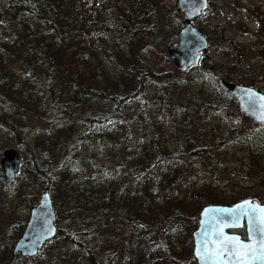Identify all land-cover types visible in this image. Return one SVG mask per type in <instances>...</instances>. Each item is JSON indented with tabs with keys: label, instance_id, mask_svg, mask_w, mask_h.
<instances>
[{
	"label": "trees",
	"instance_id": "trees-1",
	"mask_svg": "<svg viewBox=\"0 0 264 264\" xmlns=\"http://www.w3.org/2000/svg\"><path fill=\"white\" fill-rule=\"evenodd\" d=\"M93 4L98 7L101 2L93 0ZM128 5L129 10L116 7L118 13L95 16L92 22L117 39L104 45V36L98 32L96 38L92 36L93 27L86 26L76 0H8L0 6V121L12 126L31 117L52 116L48 125L33 130L27 147L29 174L34 181H46L44 188L51 193L53 205L58 204L56 221L65 215L74 224V233L63 236L57 227L47 242L60 236L82 249L85 257L94 250V264H183L181 250L189 254L188 264H197L191 255V231L199 210L205 204L240 199H228L207 181L200 159L238 135L251 151L252 162L264 161V134L249 135L241 124L219 141L220 133L204 138L205 122L195 117V107L200 113L220 108L214 85L227 91L222 80L229 78L233 66L218 71L214 62L201 57L185 71L173 65L151 69L134 31L149 33L154 3L130 0ZM182 80L198 82L201 95L192 93L179 100L176 93ZM85 98L108 103L102 104L103 114L95 116L83 108ZM229 99L234 103L233 96ZM78 107H82L81 127L70 121L78 116ZM165 115L175 132L176 150L164 147ZM57 120L61 125L54 123ZM65 137L75 142L73 149H63ZM86 140L92 142L91 148ZM185 185H190L189 192ZM78 220L82 221L79 227ZM90 220L95 221L92 228L101 229L96 231L114 235L104 238V248L91 250L74 235L85 233L79 228L91 227ZM23 226L24 222L19 224L18 234ZM118 231L124 233L119 239ZM237 232L244 235L243 228ZM12 244L0 250V264L47 260L38 258L40 251L12 257ZM49 264L73 261L60 254L53 255Z\"/></svg>",
	"mask_w": 264,
	"mask_h": 264
},
{
	"label": "rangeland",
	"instance_id": "rangeland-1",
	"mask_svg": "<svg viewBox=\"0 0 264 264\" xmlns=\"http://www.w3.org/2000/svg\"><path fill=\"white\" fill-rule=\"evenodd\" d=\"M98 1L101 2V5L96 7L95 4L92 5L93 0L92 2L91 0H76L77 4H80L81 7L79 13L85 16L86 26L89 28L93 27L94 34L92 36L96 38V32H98L100 37L104 36L101 40L104 45L114 41L116 38L110 37L109 34L102 32L98 25H95L92 21L97 15L103 16L108 12L118 13L116 7L129 10L128 3L130 0ZM149 1L154 3V12L152 13L153 21L149 25L151 29L149 33L147 30L145 32L141 29L134 31V33L138 44H140L139 49L141 55L148 66L156 70L169 65L172 66V63L167 58L165 46L167 43L178 39V31L182 26L184 17L178 9L177 0ZM7 3L8 0H0V6H4ZM193 24L208 39V47L203 52L202 58L205 57L206 60L214 62L218 71L222 67L233 66L230 69L229 78L224 77L223 80L251 86L264 93V0H208V7L202 14L193 19ZM145 26H148V23ZM11 63L14 67L18 66L15 62ZM104 67L112 74L108 62L104 61ZM187 76L191 75L187 74ZM177 90L176 96L179 100L190 98L192 93L201 95V90L196 81H191L186 84L182 80L179 82V88ZM214 92L218 96L217 98L220 104L218 110L209 113L207 111L200 113L195 107L196 110L194 111L195 117L199 116L205 122L203 123L204 138L209 140L213 133H220L222 137L220 138L218 136L216 140L219 141L228 134L231 127H238L241 124L245 132L249 135L254 132L264 134V125L255 122L248 116L246 120L240 117L243 115L238 111L236 100L234 104L229 99L232 95L228 90L223 91L219 86L214 85ZM102 104L104 106L108 105V103L99 100L94 101L93 99L85 98L81 105L86 110H90L93 115L101 116L104 111ZM234 105L237 107L235 108ZM81 108H76L78 116L71 117L70 119L72 123H78L79 127L83 124V120L79 117V114L82 113L80 111ZM50 118L52 116L47 117V119L45 117H31L27 120L24 119V122L20 125L12 126H5L0 121V157L2 151L8 147L17 149L21 157L19 168L12 182H6L4 180L0 167L1 251H6L9 244L12 241L14 242L15 238L20 235L18 234L20 231L19 224L21 225L23 222L25 224L29 210L38 201L40 192L47 189L44 188L46 181H34L29 174L31 162L27 147H29L31 139L33 138V130L38 126L48 125L49 122L47 120ZM54 123L61 125L62 121L57 120ZM162 124L166 134L164 147L169 151L176 150L178 144L173 137L175 132L172 130V125L166 115L162 119ZM63 142H65L63 149L71 150L75 146V142L71 141L70 137H65ZM85 144L91 148L92 142L89 143L86 140ZM182 144L183 142H181ZM93 148L97 149V146L94 144ZM200 161L205 166L204 173L206 180L216 184L221 191L220 193L228 197V199L231 197L240 199L249 197L256 200L257 198H254V195H256L259 196L257 201L264 203V161L257 158L256 160L254 159L256 168L253 169L252 167L255 164L252 162L251 151L247 146L240 143L238 135L227 138L225 143L221 144L214 153L208 154L207 157L200 159ZM251 165L252 167L250 168ZM189 188L190 185L184 186L186 192H189ZM57 205V203L54 204L55 209L58 207ZM94 222L93 220L89 221L91 227L79 228V230L85 231V233L77 234L76 232L74 234L75 236H79L80 241L91 248V250L96 246L98 248L100 246L104 248L106 246L104 245V238L111 237V235L114 236L105 230L102 232L96 231L94 228L100 231L101 229L99 227L92 228ZM81 223L82 221L78 220L75 225L79 227V225H82ZM56 226L61 229L63 236L69 232L70 237L74 233V224L70 223V220L65 215L59 219ZM193 230L191 231V237ZM88 232L92 236L88 235ZM123 234L120 232L117 238H121ZM242 236H245V232ZM40 252L41 254L38 258L41 260L47 259L46 261H42V264H49L50 258L53 255L58 257L60 254L61 256L64 254L69 256L73 264H94L93 258L95 259L97 254L93 250L92 256L85 257L82 249L76 248L73 243H66L60 236L44 244ZM179 254H181L182 263L188 264L189 254L185 250L179 251ZM28 262L30 264L39 263L34 258H31Z\"/></svg>",
	"mask_w": 264,
	"mask_h": 264
},
{
	"label": "water",
	"instance_id": "water-1",
	"mask_svg": "<svg viewBox=\"0 0 264 264\" xmlns=\"http://www.w3.org/2000/svg\"><path fill=\"white\" fill-rule=\"evenodd\" d=\"M178 9L183 14L182 26L178 31V39L166 44V55L172 65L184 71L199 62L202 54L208 47L205 34L193 24V19L208 6V0H177ZM224 87L236 99L238 111L252 120L264 125V106L261 97L264 93L257 89L234 83L222 81ZM20 153L13 147L5 148L0 157V167L6 182L15 179L19 168ZM248 202L244 204L243 202ZM257 206L264 207L251 198H243L231 204L210 203L205 204L199 211L196 228L192 232V255L197 264H236L235 260L228 258L227 253L221 255L223 259L216 260L211 255H203L206 249H211L217 242L227 237L231 242L251 244L258 253L264 254V224L258 217ZM251 211V214H246ZM56 213L52 197L47 189L40 192L38 201L29 210V215L20 235L11 247V256H33L51 239L56 231ZM244 227L245 237L233 231ZM250 264H264V259L253 258Z\"/></svg>",
	"mask_w": 264,
	"mask_h": 264
},
{
	"label": "snow or ice",
	"instance_id": "snow-or-ice-1",
	"mask_svg": "<svg viewBox=\"0 0 264 264\" xmlns=\"http://www.w3.org/2000/svg\"><path fill=\"white\" fill-rule=\"evenodd\" d=\"M260 99L264 102V97ZM262 106H264V103H262ZM261 119H264V114L261 115ZM243 203L247 204L248 202ZM257 209L259 211L258 219L261 224H264V207L257 206ZM251 211L253 210H249L246 214H251ZM223 252L227 253L229 259L235 260L236 264H250L253 258L264 259V254L258 253L251 244H242L238 241L233 243L227 237L224 238V241L217 242L213 248L206 249L203 255H211L214 259L220 260L223 259L221 255Z\"/></svg>",
	"mask_w": 264,
	"mask_h": 264
}]
</instances>
